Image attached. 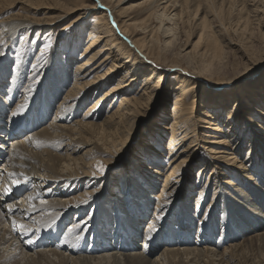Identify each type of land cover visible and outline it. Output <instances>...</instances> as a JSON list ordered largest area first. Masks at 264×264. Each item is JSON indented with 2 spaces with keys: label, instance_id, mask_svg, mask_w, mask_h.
<instances>
[{
  "label": "bare ground",
  "instance_id": "bare-ground-1",
  "mask_svg": "<svg viewBox=\"0 0 264 264\" xmlns=\"http://www.w3.org/2000/svg\"><path fill=\"white\" fill-rule=\"evenodd\" d=\"M57 1L2 0L7 6L6 10H13L21 6L25 12L37 14L41 9H47V6L48 10L53 9L49 5L52 3L57 8L61 5L62 13L56 14V17H40L41 19L36 16L14 14L0 20V37L2 41L6 42L5 46L0 48V97L2 96L5 102L6 100L11 101L12 105L18 99V102L11 107H8L0 99V149L5 157L0 167V172L4 174L0 185V264H192L204 259H208L204 260L207 264H248L249 260L251 261L250 257L253 256L250 255V251H254L252 247L256 245L260 250L264 246V207L262 211L258 210L261 207L259 198H264V183L260 184L262 179L256 180V186H258L256 188H259V191L248 185L245 190L237 187V198L234 195L231 196L235 200V203L232 204L235 208L233 209L238 214L242 215L247 209L258 218L257 225H254L252 215L245 216L243 224L239 228L245 229L247 226H251L257 231L256 235L253 234L254 236H249L250 238L246 237L241 242L238 240L237 225L233 221L225 218L222 222L220 221L219 225L210 226V216L207 213L201 212L203 213L201 215L200 211L189 210V207H183L185 217H182L181 221L184 223V219L188 218L190 221L186 220L185 224L176 228L172 226L171 222L175 219V214L182 213L179 210L180 205H184L181 197L178 198V203L172 206V214L164 215L162 223L155 221L160 213L163 214V208L156 204L158 212L154 209L155 217L151 219L150 224H147L146 229L142 230L141 226L145 223V218L154 204L151 199L154 195L151 196L150 192L134 182L131 186L129 199L136 201L132 202L131 210H125V208L122 210L120 207H123L125 200L118 201V203L116 201L112 203L110 200V191L118 187L111 175L99 183L100 188L94 189L98 184L97 179L104 177L99 176V173L96 174V171L91 167L93 162L90 163L91 156L89 154L92 152L100 154L93 157L97 160L103 156H111L112 152L108 146L110 145V136L112 138L115 136L114 144L122 140L124 147L129 146L132 134L128 130H132L135 119L154 102L158 101L163 104L171 97H175V102L171 110V138L167 148L170 156H173V161L168 169L170 174L167 175L159 169L154 170L150 166L143 168L148 173L151 170L149 176L144 175L145 179L143 180L150 189H156L160 175H167L162 193L156 196L159 202L167 194L169 187L173 189L170 186L171 178H177L176 184L189 181L188 176L180 173L179 170L194 159L193 157L197 154L198 149L195 150V144L198 142V135L195 130L200 129V124L212 126L210 133H217V135H222L220 133L223 127H228V130L226 129L228 136L234 134L233 130L236 131L234 139L232 138L233 142L240 131L242 133L249 130L251 134L247 140L253 141V145L249 151L248 159L252 156L251 160L257 161V153H254L257 141L252 131H260L264 128L251 119V116L258 114L255 117H259L264 125V103L257 104L252 110L246 99L236 101L235 104H232L233 100H230L227 106L214 104L213 96L206 92L202 86L204 81L200 77V73L197 75L195 71L189 73L184 70L181 75L172 79L178 68L182 67L177 59L170 61L163 53L164 51L160 49L159 40H157L158 33L163 27L164 35L166 37L171 35V38L165 42L166 48L173 44V36L176 37L174 40H183V37L179 36L183 29L179 33L177 27L181 17L180 12L184 10V7L187 10L191 9L190 1L146 0L138 5L130 6L131 8L142 7V11L136 16L125 15V12L116 15L113 10L114 7L128 3L130 0H91L90 4H86L87 0L75 2L62 0L64 3ZM208 1L198 0L197 4H194L193 10L196 9V15L193 14L195 17L200 14L202 4L208 3ZM259 1L232 0L230 4H227L228 1H226V4L230 6V10L236 9V3L240 5V7L237 6L240 10V12L237 11L240 13L238 20L247 30L250 29L252 19L254 21L257 18L261 19H259V12H262L258 6ZM223 5L225 7V3ZM221 9H223L222 6ZM214 10L217 12L219 9L216 10L215 7ZM91 12H96L94 14H100L102 17L101 20H97L94 27H91L89 43L84 52L87 58L82 63L77 62L75 74H78L76 75L78 82L73 84L66 93L64 88L70 78L62 73L56 75V72L55 77L48 81L39 78V81L34 83L35 88L29 87L23 96H19L23 88V80L16 81V78L20 74L17 72L9 81L8 68L1 66L7 55V48L15 42L18 35L20 33L29 35L31 31L38 28L41 33L66 17L78 14L76 20L63 27L64 30H67L75 24L85 23L89 20L88 16ZM221 12L223 13L224 9ZM228 12L230 11L228 10ZM155 14L158 15L157 18H159L161 26L153 31L149 29V22ZM209 14L211 13L208 12ZM133 20L136 22L131 23ZM165 22L172 23V26H167ZM210 24L208 16L203 15L198 24L202 32L194 46L189 44L193 32L190 33L186 30L183 33L187 37L183 49L192 45L193 56L195 55L194 57H198L200 62L207 65L213 62L219 64L224 55L220 40L211 31ZM135 25L139 29H133ZM140 34L146 35L144 41L139 40ZM192 54L187 52V57ZM194 57H190L192 61ZM122 74L124 75L121 77ZM115 80L117 82L105 91V88ZM167 86H170L171 90H167ZM9 88H12L10 92L7 90ZM94 90H97L96 93L98 92L96 98ZM103 91H105L104 94ZM56 100H60V102H56ZM90 101H92L91 106L79 118L80 109L82 106L85 107L87 104L85 102ZM112 104L114 105L112 106ZM107 105H110V108L105 110ZM214 107L225 110L221 111L223 112L222 118L218 117L217 119L218 109ZM199 109L201 110L200 119L195 116ZM37 111H39V116ZM75 111H77L75 114L77 117L68 122L69 116L67 115ZM208 111H211L212 114ZM13 113L16 114L13 115ZM51 115H54L53 123L45 126L42 120H47V117ZM39 117L43 118L38 119ZM192 123L194 126L191 125ZM25 124L28 129L26 133L21 130ZM95 129L100 131L95 134L93 133ZM244 135L242 140L231 144V149L225 146V143H231L228 138L219 140L217 149L221 151L216 154H227L230 158L227 160L234 164L240 162L243 177L253 181L252 169L247 170L249 161L241 162V157L238 154V152L243 153L246 146L247 140H244ZM125 138L127 139L125 140ZM258 146L264 152V143L260 142ZM83 150L86 151L84 155L77 156ZM228 150L233 153H229ZM86 158L89 162L86 161ZM149 159L151 158H148V161ZM207 167L208 163L205 164L201 173L209 172L211 166ZM119 170L121 167L116 168V171ZM251 180L250 182H252ZM86 182H88L89 188L92 187L94 190L84 188L82 191ZM180 187L178 196L182 194V186ZM175 192L177 193L174 189V194ZM30 197L32 199H29ZM19 198L20 200H17ZM226 199L227 201L231 200V198ZM204 200L202 198V201H199L198 209L201 208ZM224 201L225 198L215 199L214 205L221 206ZM92 206L95 208L92 213H89V220L92 225L99 227H87L85 230V224L80 233V224L73 221L72 213L85 214ZM39 211L41 213L34 217ZM97 215H100L101 218H97ZM202 217L204 220L200 223L199 232L197 231L196 234L195 222L202 220ZM212 217L216 222L215 217ZM35 218L41 220L35 223ZM43 218L45 219L42 220ZM75 218H79L78 214ZM194 218L200 219L196 221ZM46 220H49L48 223ZM71 222L73 223L71 224ZM21 224L25 226L24 229L19 227ZM204 229L206 235L202 234L199 237ZM212 234H214V239L211 237ZM221 240L222 242H220ZM41 241L43 243L47 241L49 244L47 249L36 248ZM227 246L228 248L219 251ZM161 248H164L162 255L153 259V255L157 254ZM259 250L258 252H260Z\"/></svg>",
  "mask_w": 264,
  "mask_h": 264
},
{
  "label": "rangeland",
  "instance_id": "rangeland-1",
  "mask_svg": "<svg viewBox=\"0 0 264 264\" xmlns=\"http://www.w3.org/2000/svg\"><path fill=\"white\" fill-rule=\"evenodd\" d=\"M63 1L66 2L67 0H63ZM63 1L58 0L57 2L64 3ZM68 1H71V0H68ZM75 1L77 0H72L71 2H75ZM144 1L146 0H130V2L128 3L121 4L119 6L114 7L113 10L116 15H119L118 13L125 12V15L136 16L142 11V7L131 8L130 6L132 4L138 5V3L144 2ZM179 1H184V0H179ZM189 1L191 3L190 4L191 9L187 10L184 7V10L180 12L181 17L179 18L180 19L179 26L177 27L179 29L178 31L179 33L183 29L182 34L179 35L180 37L181 36L183 37V40L182 39L174 40L176 37L173 36V44L170 45L169 48H166L165 42L171 38V35L169 37H166V35H164V32H163V27L161 31L158 33L157 40H159L158 45L160 49L164 51L163 53L166 55V57L170 61L177 59V61L180 63V66L182 67V68H178V70L174 74L175 77H173L172 79H175L177 76L181 75L184 72V70L189 73L195 71L197 75L201 74L200 77L204 81L202 86L206 92H208L211 96H213L214 101H215L213 102L214 104L217 103L218 105H222V106L225 104L224 106H227L230 100H233L231 101V103L235 104L236 101H241V100L246 99L247 103L250 105L251 110L254 109L257 104H263L264 103V6H263L264 0H260L258 3V6L261 8L260 11H262V12H259L260 13L259 19L260 18L261 19L258 20L257 18V20H255L256 22L254 21V19H252L253 22L250 26V29L248 28L247 30L244 28L242 23L241 24L239 23L240 21L238 19H239L240 13L238 12H240V10L238 7H240V5H238V3L235 4L236 9L234 8V10H230V6L227 4H230L232 0L231 1L224 0L225 2L223 0H209L208 1L209 4L207 2L202 4V7L200 8L201 10L199 12L200 14H198L195 17L196 9L193 10V8L197 4L198 0L196 1L193 0L194 2L192 0H189ZM213 1L215 2L213 3ZM226 1H228L227 4H226ZM91 2H92L91 0H87L86 4H90ZM223 2L225 3V7H223L224 6ZM2 3H3L2 0H0V10H1L0 20H3L4 18L12 16L14 14L36 16L37 18L38 17L47 18V16L56 17V14H59L62 11L61 9L62 7H60L61 5L60 6L58 5L59 7L57 8V6H55L54 4L49 3V5L53 9L48 10V6H47V9L43 8L40 10L39 13L37 14L31 13L32 14L31 15L27 11L25 12L21 6L13 10H6L5 9L7 8V6H5L6 4L5 3L2 4ZM232 4L234 5V2H232ZM212 5L214 9L216 7V10L217 9L220 10L222 6V8L224 9V12L222 13L221 10L223 11V9H221L220 11L217 10L218 12L217 13L213 9ZM178 6H180V4H178ZM228 10L230 12H228ZM208 12L211 13L209 14L210 16L208 15ZM94 13L96 12L89 13V16H88L89 20H87L85 23L75 24L67 30H64L63 27L70 24L72 21L76 20L78 14L71 16V17H66L61 22L55 24L53 27H50L47 30L46 29L43 30V32L41 33H39L40 29L38 28L37 30L33 32L31 31L29 35L25 33H20L18 35V37L14 40L15 42H13L7 48L6 50L7 55L5 56L4 61L2 62L3 64H1V66L3 67L5 66L8 68V72H9L8 75H10L9 81L12 79V77H14V75L17 72L20 74L16 78V81L23 80V88L21 89V93L19 96H23L24 92L29 90V87L35 88L36 85L34 83L37 80L39 81V78H42L43 80L47 79L48 81L50 78L55 77L56 72H57L56 75H60L62 73L63 75L68 76V78H70V80H68L69 83H67L65 86L66 89L64 88L66 93L68 89H70L73 86V84H76L78 82V78L76 77V75L78 74H75V70L78 66L77 62L82 63L87 58V55L84 52L89 43L88 39H89L91 27H94L97 24V22L101 20V17H102L100 14L96 15ZM233 14L235 15V17ZM155 15L152 17V20L149 22V29H152L153 31L156 30V28H160L159 26H161V22L159 18H157L158 15L157 14ZM203 15L208 16V20L211 23L210 24L211 29H212L211 31H213L215 33V36L220 40L218 41L220 45L222 46V50L224 51L223 52L224 55L222 57L223 60L221 62L219 61L220 62L219 64H217L218 62H213L210 65H207L206 63L200 62L199 58L194 57L195 55L193 56L192 54L194 52L193 46L199 39V34L202 32V29L198 27V24L200 23L201 18H203ZM135 22L136 21L133 20L131 23H135ZM165 24H167V22H165ZM171 24L172 23L167 24V26H172ZM133 29H139V27L135 25L133 26ZM50 30H54V31L51 32ZM186 30L187 32H190V33L193 32L192 33L193 36L190 38V41H189V44H193V46L189 45L185 47V49H183L185 42L187 41V37L185 36V34H183L186 32ZM0 31H1V28H0ZM242 32H245V33H242ZM145 37H146L145 34H140L138 38L139 40L144 41ZM1 39L2 38L0 37V48L4 47L6 44V42L2 41ZM187 52H190V54L192 55H188L187 57ZM190 57H194L193 61H192V58ZM197 61H199L198 63L200 64H198ZM196 68H197V71H196ZM53 71L55 72L52 73ZM123 75L124 74H122L121 77ZM118 79H119V76L117 77V80ZM116 82H117L116 80L115 82H111L109 87L105 88V91L108 88H111L113 84H115ZM167 87H168L167 90L171 88L170 86H167ZM11 89L12 88H9L7 90L10 92ZM96 91L97 90H94L95 93ZM105 91H103L102 93L104 94ZM205 91H202V92L204 93ZM95 93H94L95 95L94 97L96 98L98 96V92L96 94ZM174 98L175 97L169 98L167 102L164 101L163 104L162 102L160 103L158 101L154 102L153 105H151V107H149L145 112L140 114V116H138L135 119L136 120L135 123L132 124L133 131L128 130V132L132 134V138L130 140L131 144L129 145L130 147L129 146L124 147L123 146L124 142L122 140L119 143L114 144L115 136L114 138L110 136L109 137L110 145L108 146H110L109 150H111L112 152L111 156H103L101 159L99 158L97 160V158H93V157L97 155L99 156L100 154H96L94 152L89 154V156H91L89 159L90 163L93 162L91 164V167L96 171V174L99 173L98 174L99 176L104 177L101 179H97L98 181L96 182H98V184L94 189L100 188L101 185L99 183H101L104 179H106L109 175H111L113 180L116 181V184L118 187L113 188V190L110 191V195H109L111 197L110 200L112 203L115 201L116 203H118V201L125 200V203L122 205L123 207H120V209L125 208V210H131L132 202L136 201V200L129 199L130 192H131L130 191L131 186L134 182L136 184L141 185L146 191L150 192L151 196L154 195L153 198H151L154 204H152V207L150 208V213L145 218V223L141 226L142 230H145L147 224L148 223L150 224L151 219L155 217L154 209L156 212H158V210H156L157 208L156 204L160 208H163V214L160 213V215L158 216L159 219L158 218L157 219L154 218V219L158 223L159 222L162 223V220H164L162 219L164 215H167L168 213L169 215L172 214L173 212L172 206L178 203V198L181 197L180 199L183 200L184 205L183 206L180 205L179 210H181L182 213L179 214L177 212L175 214L176 215L175 219L172 220L171 222L172 226H174L175 228L185 224L186 220L190 221L189 218L186 220L184 219V223L181 221V218L185 217V215L183 214L184 212L183 207H186V208L189 207V210L192 209L193 211L194 210L200 211L201 215H203V213H207L208 216H210V226L215 225V224L219 225L220 221L222 222V220H225V218L233 221L235 225H237V229L239 233L238 240H240V242L246 237H249V236L253 237L254 236L253 234H255L257 230L253 229L251 226H247L245 229H241L239 228V226L243 224V221L246 215H252L253 223L254 225H257L258 223L257 216H255L251 211L247 209L244 210L242 215L238 214L236 210H234L235 209L234 206H232V204L235 203V200H233L231 196L234 195L237 198L238 196L236 194L238 190L237 187L238 188L240 187L241 189L245 190V187L249 185L251 186L252 189H254L258 187L256 186V180L258 179H262L260 184L264 183L263 182L264 181V152L258 146V144L260 145V142L264 143V129L260 131H256V132L252 131L255 140L258 142V143L257 142L255 143V149H254V153H257L258 157L256 159L257 161H254V160H251V158H253L252 156L248 159L249 151L253 145L252 143L253 141L247 140L250 136L249 134H251L249 130L242 132V133L240 131V133H238L237 137L234 140L235 142H233L236 131L233 130L232 133L234 134H231L228 136L226 135L228 127L227 128L223 127V130L220 133L222 135H219V134L217 135V133H210V129H211L210 127L212 126L205 125V124H202L203 125L202 126L200 124L199 125L200 129L198 128L197 130H195L198 135V142L195 144L196 145L195 150L198 149L197 154H196L197 156L195 155L193 157L194 159L191 160L192 162L190 161L186 163V165L181 167L179 170L180 173H184L186 176H188L189 181L187 183L180 182L179 184H176L177 178H173V179L171 178L170 186H172L173 189L169 187L167 194L163 196V199L161 200V202L157 200L158 197L156 196L157 194L162 193V190L164 188L165 178L167 175L170 174V172H168V169L170 168L171 162L173 161L172 160L173 156H170V152L167 150V148H168L169 141L171 138L170 125L172 123V118H170V116H171V110L174 107V102H175ZM0 99H2V101L6 103L8 107H11L18 102V99H17L12 105V102L9 100H6L5 102V99L2 96L0 97ZM56 102H60V100H56ZM85 103H87L85 107L82 106L83 109L81 108L79 111V115H78L79 118L91 106L92 101L85 102ZM113 103L115 104V101ZM114 104H112V106ZM210 105H213V104H210ZM109 108H110V105H107L105 107V110L106 109L108 110ZM210 109H212V107H210ZM215 109H218L217 119L218 117L222 118L223 112L221 111H225V110H222L223 108H215ZM198 112H199V115H198ZM208 112L212 114L211 111H208ZM36 113H38V116H39V111H37ZM76 113L77 111H75L74 113H69L67 115L69 116L67 121L68 122L73 121L72 119H75L77 117L75 115ZM200 113H201V110L199 109L197 110V113L195 114V116H197V118L199 119L201 118ZM256 115L251 116V119L259 123L264 128V125H262L263 122L259 119V117L256 118L255 117ZM53 116L54 115L47 117V120L46 119L42 120V122L45 123V126H48V124L53 123ZM41 118L39 117L38 119H41ZM193 124L194 123H192L191 125L194 126ZM63 125L65 126L66 124H63ZM159 127H162V128H159ZM23 130L25 132V129ZM98 131L100 130L95 129L93 133L96 134ZM243 135H244V140L245 139L247 140L246 146L243 149V153L238 152V154L241 157V158L239 157L241 162L249 161L247 170H249L250 168L252 169L251 172L253 174L251 176L253 177V181L251 179L248 180V178L243 177L244 175H243V170L240 168L241 167L240 162L234 164L233 162L227 160V159H230L227 154L226 155L216 154L219 151H221V150L218 151L217 149L218 142H220L221 140H227L225 138H228V140L231 143H228L227 141H225L227 142L225 143V146L231 149L232 148L231 144L233 143L236 144L238 140H242ZM213 137H216V138H213ZM221 137L222 138L224 137V139H222ZM126 139L127 138H125V140ZM180 151H182V149H180ZM85 152L86 151L83 150L77 156H80V154L82 156L84 155ZM228 152L233 153V151H230V150H228ZM148 158H151V159H149L148 161ZM89 160L86 158L87 162H89ZM186 160L188 161V159ZM258 162L261 164H259ZM207 163H208L207 168H210V166L211 168L209 172H206L205 174H203L201 173V171L204 168L205 164ZM101 166L103 167L101 168ZM146 166H150V168H153L154 170L159 169L161 172H165V174H167L165 176L160 175L159 182L157 183L156 189H150L149 186H146V184L143 181L145 179V176L146 175L149 176V173L151 172V170L149 173L143 170V168H145ZM118 167H121V170L116 171V168ZM118 174H121V175H118ZM250 180L252 182H250ZM86 183L85 185L83 184L84 186H83L82 191L84 190V188L88 189L90 187L88 185V182ZM90 185L92 186V184ZM180 186H182V192H181L182 194L181 196H178V190L180 191L181 189ZM94 189L92 187L89 188V190H94ZM174 189L175 191H177V193L175 192V194H174ZM256 189H258L259 191V188H256ZM227 193L231 195L228 196ZM202 198L203 200L205 198L204 203L201 205V208L198 209V203L199 201H202ZM206 198H207V201H206ZM220 198L221 199L225 198L224 203L221 206H218L217 204L214 205L215 199L219 200ZM226 198H231V200L228 199L230 203H228ZM259 203L261 204V207L258 210L262 211L264 207L263 197L259 198ZM94 208L95 207L92 206L89 212H86L85 214L76 213V212L72 213L71 217H74L73 221H77L80 224V233L85 224H86L84 227L85 230H87L86 229L87 227H99V226L92 225L89 220L88 215L90 212L92 213L94 211ZM40 213L41 212L39 211V213L35 214L34 217L38 216ZM76 214H78L79 216L78 219L75 218ZM212 216L215 217L216 222L214 221ZM98 217L101 218L100 215H97V218ZM203 218L204 217H202V220H199V222L197 223L195 222V233L196 234H197V231L199 232L200 223H202V221L204 220ZM44 219L45 218H43L42 220ZM194 219L197 221V219H200V218H194ZM39 220L41 219L35 218V223H38ZM46 221L48 223L49 220H46ZM72 223L73 222H71V224ZM204 225H205V222H204ZM202 234L206 235L205 229L203 230V232L200 233V236L199 235L198 236L201 237ZM211 237H213L214 239V234H212ZM220 242H222V240ZM193 247H190V248H193ZM204 248H207V247H204ZM226 248H228V246L219 251H223ZM261 249L259 250V248H257L256 245L252 247V250L254 251H250L251 252L250 255H253V256L250 257L251 261L250 260L249 262L247 261L248 264H261V262L262 264H264V246ZM258 250L260 252H258ZM163 252H164V248L163 249L161 248L157 252V254L155 253L153 255V259L159 258ZM78 257H88V256H78ZM204 260L207 261L208 259H204ZM204 260H198L196 261V263L194 262L192 264H201L200 262L203 263ZM203 264H207V263L204 262Z\"/></svg>",
  "mask_w": 264,
  "mask_h": 264
},
{
  "label": "snow or ice",
  "instance_id": "snow-or-ice-1",
  "mask_svg": "<svg viewBox=\"0 0 264 264\" xmlns=\"http://www.w3.org/2000/svg\"><path fill=\"white\" fill-rule=\"evenodd\" d=\"M16 113H13V115H15ZM103 166H101V168H102ZM29 199H32L31 197L29 198ZM19 227L21 228V229H24V225L23 224H21V225H19Z\"/></svg>",
  "mask_w": 264,
  "mask_h": 264
}]
</instances>
